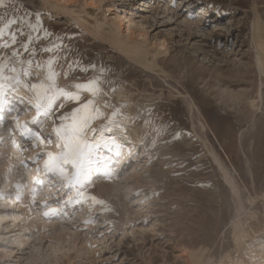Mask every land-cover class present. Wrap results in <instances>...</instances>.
I'll list each match as a JSON object with an SVG mask.
<instances>
[{
    "label": "rangeland",
    "instance_id": "374dc122",
    "mask_svg": "<svg viewBox=\"0 0 264 264\" xmlns=\"http://www.w3.org/2000/svg\"><path fill=\"white\" fill-rule=\"evenodd\" d=\"M92 1L86 7L90 0H75L71 8L80 15L91 8L113 31L115 15L126 17L123 36L130 19L132 30L146 32L150 42L166 39L168 54L158 59L165 75L135 66L65 13L47 11L43 0H3L6 86L24 79L34 96L30 85L46 79L51 60L58 87L76 92L75 84L95 80L100 91L93 97L80 90L79 101L58 97L50 114L34 122V103L0 90V264H187V250L202 248L204 260L216 264L234 252L236 206L241 201L250 208L247 201L264 192V76L254 64L252 41L253 8L264 21V0ZM96 29L103 33L101 25ZM119 88L147 99L141 116L123 119L141 129V140L128 152L105 132L88 130L97 147L81 182L69 185L48 171L47 154L61 151L54 133L60 117L92 99L102 115L90 129L99 122L104 127L106 94ZM221 88L242 92L228 96ZM184 91L200 113L190 111ZM130 131L119 137L127 139ZM11 150L16 157L7 163ZM210 151L237 189L229 188ZM64 167L69 175L74 171ZM263 207L262 200L252 201L253 209ZM253 254L242 249L236 256L261 264L253 263Z\"/></svg>",
    "mask_w": 264,
    "mask_h": 264
},
{
    "label": "bare ground",
    "instance_id": "6f19581e",
    "mask_svg": "<svg viewBox=\"0 0 264 264\" xmlns=\"http://www.w3.org/2000/svg\"><path fill=\"white\" fill-rule=\"evenodd\" d=\"M43 3L45 6H48L47 11L49 10V8H57L58 13L56 12V14L65 13L67 15L68 20L70 22H73L75 26H78L88 31L93 36V38H95L96 40H101V41L106 42L109 46H111L117 52L123 54L127 58V60L131 62L132 64H134L135 66L140 67L141 69H144L149 72L165 75L163 68H161L158 64V59L168 54L167 53L168 52V42L166 41V39H156L154 37L155 39H153V41L150 42V40L147 38L146 32H143L141 30L138 33H136L134 30H132V28L130 27L131 26L130 19L128 20L129 24L126 27V35L123 36L124 33L122 34L121 26L123 25V22H124L123 19H125L126 17L115 15L114 17L115 20L110 23V25H112V27L114 28V31H113L112 29H110V27H106V22L104 21V19L99 21L96 18V16L101 17L102 15L100 13L94 14L91 8H88L86 13L83 15H80L79 13L76 12V10L72 9L71 6L74 5L75 0H43ZM93 5H94L93 1L90 0V2L87 4L86 7H90ZM253 11H254V18L252 20V41L254 43V48H255V59H254L255 63L254 64L258 70L259 76L260 75L264 76V21L263 19L260 18L258 11L256 10L255 7L253 8ZM100 25L102 26V32H103L101 35H100V32H97V29H96V27L98 28ZM38 75L41 76L40 73ZM6 88L12 91V96L16 98L15 101L16 100L18 101L21 99L22 101L23 100L30 101V98L33 97V95H31L29 90L25 87L24 79L15 82L13 86L9 84L6 86ZM221 92L230 96L231 94H235V95L239 93L241 94L242 91L233 92L229 88H225V89L221 88ZM106 95L108 97V103H107L108 105H105V104L103 105H105V107H107L108 110L106 113V119L103 120L101 123L102 125H104V127H101L100 122H99L98 125H96L94 129L95 131H98V130L101 131L103 134L105 132L104 135L107 134V136L110 137V138L108 137L109 138L108 140H110L113 144H117L118 147L120 148H124L125 150L127 149L129 152L131 148L129 144L132 142L141 140V136H140L141 129L131 127V124L128 121H125L123 119H129L134 116H141L143 110L147 107L146 105L147 99L145 97L142 98V96L139 93H133L125 88H119L117 91L112 92L110 95L108 93ZM180 96L186 101L190 111H193V112L195 111L197 113H200L193 99L187 92L185 91L181 92ZM0 108H1L0 115L2 116L4 113V106H3V103L1 105V102H0ZM113 113H115V115H113ZM8 118H11L10 114L6 115L5 117V119H8ZM199 125L201 126V128L203 129L205 128V124L199 123ZM3 127H4V122L1 119L0 128H3ZM8 128H9V131H8L9 134H13L14 133V131H12L13 127L8 126ZM127 130H131L129 132L130 136L125 140L120 138L119 136L122 135L121 132H126ZM90 132L94 133V131H90ZM55 140L56 141L58 140L57 136L55 137ZM11 142L15 143L14 140H12ZM12 151L13 150H11V152H8V155H7L8 157H6L7 163L10 162L11 160H14L16 157L14 156V152ZM210 152L212 154V157L214 158L215 163L218 165V168L222 170L223 177L225 178V182L229 185V188L232 190L237 189V186L235 184L236 181H234L233 178H230L228 176V173L226 172V170L222 167V165H220L221 163H219V159L217 158L215 153H213L212 151ZM105 154H106V157H109L108 153H105ZM18 155H20V153ZM102 156H105V155H102ZM16 177L17 175L15 174L14 178ZM52 178H55V177H52ZM59 181H60L59 177L54 180V182H59ZM257 199L262 200L264 204V192L258 195L257 197H252L251 200L254 201ZM252 201H247V202H250L249 204V206H251L250 208L244 207L241 201L236 206V211H235L236 214H235L234 219L231 221V226L233 229L231 231H232L234 252H226L224 255H222L219 258V260H217L216 264H243L241 261H239V259L236 256V254L239 253V251H241L242 249L248 250L249 252H254L253 263L256 262V263L264 264V207H263V212H260L257 209H253ZM19 202H22V201L19 200ZM195 250L194 251L187 250L185 254V259H186L187 264H214V262L210 258H208L207 260H204L203 258L204 256L203 254L205 251L204 248L197 250V251Z\"/></svg>",
    "mask_w": 264,
    "mask_h": 264
},
{
    "label": "snow or ice",
    "instance_id": "6c2138e0",
    "mask_svg": "<svg viewBox=\"0 0 264 264\" xmlns=\"http://www.w3.org/2000/svg\"><path fill=\"white\" fill-rule=\"evenodd\" d=\"M3 0H0V4ZM12 23V21H9ZM4 29L0 28V33H3ZM15 41V36H13ZM7 46V45H6ZM29 63H31L29 61ZM52 61H48L47 76L44 81L39 83H33L30 85V90L34 93L33 99L30 103H34L36 108V117H33V121L37 122V117L41 114L47 116L52 111L53 104L57 101L58 97H64L67 100H80L79 91L86 90L93 97H95L100 89L95 80H90L83 84H75L76 92L66 91L64 88L58 87L56 84V73L52 70ZM39 67V65H38ZM4 65L0 64V90H3L6 85L3 83L4 78L2 76ZM12 72H16L13 68ZM24 76H28L27 70L23 73ZM25 87L29 85L25 84ZM63 107V105H61ZM100 113L99 108H96L94 101L89 99L87 102L80 105V107L74 108L70 114L60 117V125L54 129L55 134L59 140L57 147L61 149L58 153L49 152L48 159L45 161V168L58 174L69 185H75L81 182V179L87 175V166L91 162L92 153L97 145L90 143L87 138V131H95L90 129L91 121L96 119ZM115 115V113H113ZM36 138L40 139L39 133H36ZM43 142V141H41ZM71 164L74 171L69 175L65 171V165ZM83 195V193H81ZM95 199V198H93Z\"/></svg>",
    "mask_w": 264,
    "mask_h": 264
}]
</instances>
